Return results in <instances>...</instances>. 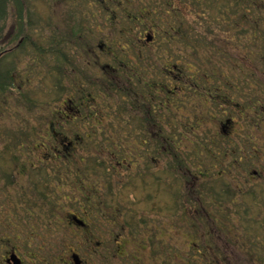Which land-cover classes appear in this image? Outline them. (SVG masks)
Here are the masks:
<instances>
[{"label": "rangeland", "instance_id": "obj_1", "mask_svg": "<svg viewBox=\"0 0 264 264\" xmlns=\"http://www.w3.org/2000/svg\"><path fill=\"white\" fill-rule=\"evenodd\" d=\"M23 1L22 22L17 17L19 6L8 4L0 36V52L13 47L8 44L26 43L0 56V70L6 67L14 75V87L0 91V254L9 247L6 238L18 251L27 250L16 237L33 229L36 234L46 232L53 216L52 235L37 242L44 245L46 259L64 260L76 250L85 264H124L114 256L120 245V254L137 256L128 264H264V0ZM133 43L141 61L129 52ZM61 52L69 58L65 60ZM115 55L126 63L121 71L126 76L131 64L139 66L134 68L133 86L159 79V84L176 89L172 121L166 127L176 126L170 138L197 176L193 185H187L186 169L173 174L175 161L167 152L165 171L160 162L146 183L134 179L144 152L132 142L125 147L124 129L110 124L117 123L111 116L117 114L116 103L122 97L92 84L80 71L88 69L94 77L110 79L103 73L110 68L101 67H116ZM170 62L178 64L170 68ZM201 71L207 74L198 79L199 86L237 85L233 95L240 108L198 99L199 86L194 88L189 80ZM210 72H217L215 82ZM177 75L183 78L176 81L184 89L172 80ZM115 76L118 82L120 75ZM59 82L65 88L61 95ZM84 91H90L89 103L79 101ZM68 97L73 99L71 105H82L79 115L67 113ZM162 97L169 98L166 92ZM58 111L70 119L62 127L73 139L67 149L60 143V133L50 135L54 128L61 130L49 124L53 118L61 119ZM229 117L234 120L226 124ZM252 121L254 125L249 124ZM106 127L121 133L112 140L115 147H123V159L115 158L120 164L114 169L91 171L88 160L106 163L111 157L107 150L113 145H104ZM230 141L242 151H231ZM128 148H133L134 158ZM155 175L161 176L160 184ZM147 192L150 199L143 200ZM134 196L136 204L131 201ZM131 202L134 210L148 209L138 213L148 221L147 234H156V253L154 245L141 238L123 248L110 236L119 228L117 222L109 226L108 214ZM86 204L95 208L92 215L86 214L90 212ZM99 206L108 215L105 222L96 212ZM73 215L85 217L91 232L72 223ZM104 240L108 250L100 244ZM107 253L110 259L103 258Z\"/></svg>", "mask_w": 264, "mask_h": 264}, {"label": "flooded vegetation", "instance_id": "obj_2", "mask_svg": "<svg viewBox=\"0 0 264 264\" xmlns=\"http://www.w3.org/2000/svg\"><path fill=\"white\" fill-rule=\"evenodd\" d=\"M11 37H12L11 34L6 36L7 41H10V39H12ZM22 40H23V38L20 41H22ZM25 44H26L25 42L20 43L18 41L17 44H14V45L8 44V45H9V47H12V46L13 47L14 46L22 47ZM134 45H135V43H133V48H131L129 52H133L135 54V59H138L139 61H141V58H142V57H140L141 54H138V48L135 47ZM99 46H101V45H99ZM12 48L2 50L0 52V56L5 53L4 51H6V52L12 51L13 50ZM120 59L121 58H115V66L116 67L111 66L110 64L106 65L104 67H101V70H104L106 68H108V69L110 68L109 71H104L103 73H105L106 75H107V73L109 74L110 72L116 73V74L120 73V71H122V69H123V65H126V63H123L122 60L120 62ZM131 65L132 66L129 69V71L132 70L133 72L131 71L129 73L131 77L128 76V80L130 78V83H132V85H134L133 81H131L132 75L137 76V75H135V69L134 68L135 67L139 68V66L134 65V64H131ZM87 70L88 69H85L84 70L85 72L82 70H80V71L82 72V74L84 76L92 77L93 75L91 73H88ZM125 75H126V73H125ZM211 76H213V75H211ZM212 85L213 84L208 85L207 83H206V85L205 84L200 85L201 88L198 89V93H196V94H200L202 96L204 94V91H205V90H201L202 87L206 88V87H209ZM127 86L128 85L125 84L124 87H127ZM198 86L199 85H193L194 88L198 87ZM224 86L226 88H223L220 86V89L217 90L216 92H206L210 97H206L205 99L210 100V102L215 104L217 107H218V105H219V107H223L225 105L230 106V103L235 104L233 102L236 101V99H235V96L233 95V93L234 92L238 93L237 92L238 91L237 85L234 86L233 83H231V85H229V82H225ZM57 89H59V92H58L59 95H61V93L65 91V88L61 82H59ZM137 89H139V87H137ZM217 89H218V87H217ZM188 90H190V89H188ZM86 93H87V91H84L79 95L80 96L79 101L85 100V101H87V103H89V99H88ZM212 96H215L217 99L213 100ZM123 99L125 100V101L123 100V102H125V107H126V102H127L128 110L123 107V109L124 110L126 109V111H123L122 114H120V115L119 114H116V115L113 114L111 116V119L112 118L117 119L116 120L117 123H110V124L111 125L113 124L115 126L116 130L118 129L119 126L120 127L122 126V129H124V132L122 134V140H124L125 144H123V145H126L125 147H128V145H130L132 142V143H134V145H136V147L141 148L143 150L144 159H141V158L139 159V160H142V162L138 161V163H136L137 161L136 160L134 161L137 165L136 166L137 170H135V173H134V179L137 178L141 184H144V182L146 183V180H145L146 177L151 176L152 174L155 173V170H153L152 167L156 166L157 163L161 162L163 164V168H161V170L165 171L164 161H166V159H164V154L166 152L164 149L165 143H164L163 138H162L161 117H160V113H159L158 108H155L154 111H149V110L148 111H145V110L142 111V110H138V108H139V104H138L137 109H135L134 107L131 109L130 104H129L130 99L124 98V97H123ZM66 101H67V107H66L67 113L72 111V112H74V114H76V116L79 115V113L81 112L80 109L82 108V105H80V106L79 105L78 106L71 105V103H73V99L70 97H68L66 99ZM153 101H154L153 103L156 102V100L154 98H153ZM86 113H88V112H86ZM56 114L61 116V119L57 120V119L53 118L52 120H49V124H52L53 128L56 127L57 125H58V127L61 126V130L57 131L54 128V129H52V131H50V135L52 137H55V135H58L60 133L61 134L60 140H63L60 143H66V144H63V149H67L73 143V139L67 138L66 134L63 132L64 128H62V127L65 126L64 121L69 122L70 119H66V117L67 118H69V117H68V115H66L65 112L58 111V113H56ZM90 117L88 116V118H90ZM251 119H253V116ZM233 120H234V118L229 117V119L226 120V124H229V122H231ZM249 124L254 125L253 121L250 122ZM50 128H51V126H50ZM226 128H227V125L223 124L222 132H226ZM95 129H97V128L95 127ZM118 130H120V129H118ZM94 131L95 130L92 129L90 131V133L91 132L94 133ZM103 132H104V137H105L104 145L108 146V147H110V146L112 147L113 142H114V140H112V139L114 137H119V135L121 134V133L114 132L113 130H109L107 127H106V129H104ZM88 136H90V135H88ZM75 137L78 138L79 136L75 135ZM222 137H224V136L222 135ZM208 141L211 142V140H208ZM222 142H224V141H222ZM229 144L232 147H234V149H232L231 151H236L237 153L239 152V150H240V152L242 151V149H238V147L235 146L237 144L236 142L230 141ZM205 145H207V144H205ZM122 148L123 147L117 148L114 145L112 148H109L107 151L110 152L111 157H108V161H106L105 165H109L111 169H114L115 164L119 165L120 161H118V159L121 158L120 155L124 152L123 150H121ZM128 150L131 152V156L134 158L133 148L132 149L128 148ZM167 153L170 154V152H167ZM149 154H150V156H149ZM118 155H119V158H118ZM53 156H55L57 159H60V155L54 154ZM115 158H118V159H115ZM239 159H240L239 161H241L242 157ZM121 160H122V158H121ZM113 161H115V162H113ZM130 162L132 163L133 161H130ZM134 162H133V164H134ZM191 168L192 167H190V169ZM171 169L174 170L173 174H177L176 171L181 170L179 168L176 169L173 167H171ZM185 174L190 179V180L188 179L189 181L187 182V185H189V183L193 185V183L197 179V176H195V174H194V172H192V170H189ZM155 179H158L157 182L159 184L162 182L161 181L162 178L159 175H157V176L155 175ZM102 187H105V186H102ZM164 187H166L165 183H164ZM145 196H146V198L143 197L142 198L143 200L150 199L149 192H147L145 194ZM188 196H189V198H187V200H190V198L192 197V194L191 195L189 194ZM195 199H196V201L199 202V205H200V200L198 198H195ZM185 200L186 199L183 198L182 201L185 202ZM131 201L136 204L135 196H134V199L132 197ZM132 202H131V205H129L125 208L121 207L122 209H120V207L116 206L115 210H113V212H112V215L110 213L108 214L110 216L109 219L112 220V223H109V226L113 227L111 225H114L117 222L116 227L119 228L116 231H114V230L111 231L110 236L113 237L115 244L122 243L123 248L126 247L125 245H127L128 241L129 242L130 241L136 242V241L140 240V238H141V240L146 242V245H150V246L154 245V248H151V249H152L153 253H156V245H155L156 234H154V231L149 232L147 234L148 229H150V228H148V225H149L148 221H147V219H145V217H144L145 215L138 213L139 211H148V209L137 207L134 210L132 207V204H133ZM135 204H133V205H135ZM86 207H88V211H90V212H87L86 214L92 215L91 212L94 211L95 208L92 205H88V204H86ZM148 208L150 209V207H148ZM96 212H99V215H101V220L103 222H105L107 220L108 215L106 214V210H104L102 207L99 206V208L96 210ZM119 216H121V218H119ZM52 219H54L53 216H52L51 220ZM45 220H47V219H45ZM51 220L47 221L48 224L46 226H48V228L47 229L44 228V229H46V232L44 230V233H42V234H38V233L36 234L35 229H33L29 235H25L21 238H19L18 236L16 237L18 240H21L22 242L26 243V246L24 248H27V250L25 249V251H21V252L18 251L17 247L15 245H13L12 241L8 242V238H6V239L4 238L6 241L5 244H8L9 247H8V249H5L3 251V254H0V264H85V261L80 257L78 251H76V250H75V252L70 253L69 254L70 256L64 260H62L61 258L56 259L55 257L52 259H46L44 257L43 253L45 251L42 250L44 245L43 244L40 245V243L38 244L37 242H38V240L42 241L43 238L48 237L49 235H52V232H50V230H52ZM119 220H121V221H119ZM71 222L72 223L74 222L76 224L78 223L79 225L78 224L77 225L79 227H82V229L91 232L90 228L88 227L89 226L88 224L90 222L87 223V219L85 217L81 218L79 216L73 215ZM105 226H107V224ZM111 229H114V228H111ZM145 235H147L146 238H145ZM30 243L32 245H30ZM96 243L98 245L100 243V241H97ZM100 244H102V247L105 246L106 250H108L107 243L105 240L103 242L101 241ZM120 247H121L120 245H117V248H116L117 251L115 253L116 255H114V256L124 259L123 260V261H125L124 264H128L129 261H131V259L136 261L137 256L133 253L128 254V252H127L125 254H120V250H121ZM42 251H43V253H42ZM29 258H34L36 262L30 261ZM103 258L104 259H106V258L110 259L109 254L108 253L103 254ZM107 263H108V261L106 262V264Z\"/></svg>", "mask_w": 264, "mask_h": 264}, {"label": "trees", "instance_id": "obj_3", "mask_svg": "<svg viewBox=\"0 0 264 264\" xmlns=\"http://www.w3.org/2000/svg\"><path fill=\"white\" fill-rule=\"evenodd\" d=\"M14 2L16 6H19L18 8V20H20V22H22L23 20V16H22V10L24 8L23 6V0H0V36H1V33L3 31V24H4V21L5 19L7 18V9H8V4L10 2ZM17 31V36L20 34L21 32V29L20 27L16 30ZM12 38V37H11ZM1 40V39H0ZM256 43V42H254ZM197 51V50H196ZM115 53V52H113ZM62 57H64V59L66 60L68 57L67 55H65L64 53H60ZM119 56L118 55H115V58H118ZM1 59V58H0ZM171 63V62H170ZM176 64L178 63H171L170 64V68H173V67H176ZM167 67V68H169ZM215 71V69H214ZM202 72V71H201ZM136 73V72H135ZM212 76V80L215 82L218 75H217V72H210ZM123 74V76H122ZM196 77L193 78L192 81L189 80V84H192V85H199L197 82H199L198 79H203V75L207 74V72L205 73H200V72H197L195 73ZM116 73H109V76L110 79H105V78H97V77H90V80L92 81V84L96 85V86H103V87H108L110 88L111 90L119 93V96L122 97V99L120 101H118L116 103V108H117V114H122L123 111H126V109L128 110L127 108V102H126V107H125V102H123V97L124 98H128L130 99V107L131 109L134 107L135 109H137L138 107V104H139V108L138 110H145V111H154L155 108H158L159 110V113H160V117H161V127H162V138H163V141H164V149H165V152H170V155L172 157V159H174L175 163H174V166L172 165L173 168H176V169H186L187 172L190 169V166L187 167L186 165V161L183 162V160L181 159L180 157V153H179V150L177 147H174V142L171 141V135L169 134L170 132H173V131H176V126L174 124L170 125V128H167L166 127V124H170V122L172 121V111H171V106L173 107V96H174V93H176V89H172L171 87H167L166 85H161L159 84V79H154L150 84L149 83H142L141 82H138L140 83V87L139 89H137V87L133 86L132 83H130V78L128 80V76H130V74L128 76H126L124 73H122L120 71V73H118V75H120V78H119V81L116 82V77L115 76ZM178 76V75H177ZM131 77V76H130ZM173 77V76H172ZM123 79H125L128 83H123ZM177 79L179 80H183V78L180 76H178L177 78H174L172 79L173 81H176ZM123 85H128L127 87H124L122 86ZM176 84L178 85V89H184V84H181V83H178L176 81ZM228 86V85H227ZM9 87H14V75H13V70L11 69H8L6 67H1V70H0V91H4L6 89H8ZM218 87V89H217ZM201 88V86L199 87ZM208 88H210L208 90ZM220 89V85H212V86H209L207 87L206 89H204V94L201 96L200 94H197L198 96V99H200L201 97H203L204 99L206 97H210L206 92H216L217 90ZM208 90V91H207ZM213 90V91H212ZM164 92L167 93V96L169 97L168 99H164L163 101V97L162 99H160V94L164 95ZM180 92V91H178ZM90 94V91L86 93L87 97L89 96ZM215 94V93H214ZM229 95V94H228ZM230 96V95H229ZM86 97V98H87ZM213 100H216L217 98L215 96H212ZM231 97V96H230ZM153 98H158V102L157 105L155 106V103H153ZM89 99V97H88ZM125 101V100H124ZM233 103L235 107L240 108L239 105L240 103L238 101H234ZM183 105V104H182ZM126 108L125 110L123 109ZM141 108V109H140ZM238 113V116L240 118L243 117V114L241 113V110H239V112H236ZM247 117V116H245ZM195 123V122H194ZM168 129H172V130H168ZM27 138V136L25 137ZM122 138V137H121ZM22 143H23V139H22ZM178 146V145H177ZM123 159V158H122ZM88 166H90V170H97L99 171L103 168H107V167H110L109 165L108 166H105V162H102L101 160L99 159H96L94 158L93 161H90L88 160ZM170 165V164H169ZM185 170L184 173H187ZM178 171V170H177ZM188 178V177H187ZM186 178V179H187ZM226 191H229L228 188H225ZM44 195V194H42ZM49 197V196H48ZM206 256V255H205Z\"/></svg>", "mask_w": 264, "mask_h": 264}]
</instances>
